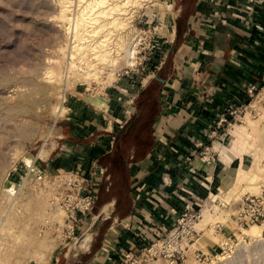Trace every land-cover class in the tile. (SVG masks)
I'll use <instances>...</instances> for the list:
<instances>
[{
    "label": "rangeland",
    "instance_id": "374dc122",
    "mask_svg": "<svg viewBox=\"0 0 264 264\" xmlns=\"http://www.w3.org/2000/svg\"><path fill=\"white\" fill-rule=\"evenodd\" d=\"M64 1H69L66 16L62 12ZM191 1L124 4L126 0H106L95 8L92 0H0V264H93L89 263L93 248L108 238L115 241L99 254L95 264H103L106 256L113 264H264V208L242 202L251 192L250 184L259 186L252 193H264V78L255 86L253 97L247 94L220 112L228 119L221 129L224 132L239 135L248 130V136L236 142L233 150L234 154L240 152L237 149L246 139L241 152L245 159L242 166H236L238 176L232 186L205 198L209 200L205 213L209 211L212 220L205 222L203 212L197 225V243L188 235L194 228L184 230L179 223L185 225L181 212L189 204L188 193L178 197L184 200L181 207L175 199L176 206L169 208L165 222H147L137 214L113 226L116 213L106 205L112 202V194L126 187L124 166L108 164L96 170L89 160L91 150L83 160L63 158L61 151L57 165L43 162L46 155L42 151H51L57 140L56 121L66 122L73 109L89 110L86 104H98L104 96H110L116 105L125 97L133 105L139 101L134 94L141 79L155 72L171 48L172 29L167 22L189 10ZM248 2L264 6V2ZM116 3V12H102ZM84 8H88L86 13L91 9L87 16L94 18L88 29L106 24L113 16L123 18L124 25L106 24L95 35L86 32L82 40L77 25L84 17ZM97 40H107L106 61L96 57L98 48L88 45ZM133 47L137 57L132 66L125 55ZM91 70L100 73L89 82L85 75ZM49 71L60 79L52 78ZM57 102L65 106L64 113L53 109ZM89 113L88 120L96 114ZM218 121L212 123V131ZM199 147L198 158L218 161L212 144ZM250 173L258 180L249 182ZM168 174H163V184L173 186ZM93 187L98 189V197L91 210L76 212L82 197L92 194ZM12 190L11 200L7 193ZM215 195L224 201H215ZM191 199L202 201L195 196ZM100 212L103 221L97 224L95 215ZM253 213L262 216L259 237L250 234L254 225H242ZM19 234L21 238H15ZM88 235L90 241L84 244ZM124 236L129 237L125 244L122 240L117 243ZM34 252L41 257L36 258Z\"/></svg>",
    "mask_w": 264,
    "mask_h": 264
},
{
    "label": "crops",
    "instance_id": "0c3cea01",
    "mask_svg": "<svg viewBox=\"0 0 264 264\" xmlns=\"http://www.w3.org/2000/svg\"><path fill=\"white\" fill-rule=\"evenodd\" d=\"M173 22L168 55L134 94L139 101L133 105L123 97L116 105L104 96L98 104H86L89 110L73 109L66 122L56 121L57 140L43 160L57 165L61 151L63 158L83 160L91 150L96 170L124 166L126 187L106 205L116 213L113 226L137 214L147 222H165L175 199L180 206L183 194L203 200L232 186L236 166L244 163L246 139L240 152L233 150L248 130L239 135L220 130L216 136L211 125L229 103L245 99L248 88L263 81L264 6L248 0H192ZM87 112L96 114L88 120ZM201 143L215 147L218 161L198 158ZM165 172L173 186L163 184ZM91 193L98 197L96 187ZM101 212L95 215L97 224L103 221ZM114 241L94 247L89 263L95 264ZM112 262L109 256L102 261Z\"/></svg>",
    "mask_w": 264,
    "mask_h": 264
},
{
    "label": "bare ground",
    "instance_id": "6f19581e",
    "mask_svg": "<svg viewBox=\"0 0 264 264\" xmlns=\"http://www.w3.org/2000/svg\"><path fill=\"white\" fill-rule=\"evenodd\" d=\"M138 1H140V0H126V2L124 3V4H127V3H130V2H132V3H138ZM89 2V1H88ZM106 2V0H92V2L90 3L92 6L94 5V7L96 8V6H101L103 3H105ZM89 4V3H88ZM89 4V8H91L92 6ZM113 4V3H112ZM87 7V6H86ZM86 9H88V8H84V10H83V13H82V15L84 16L82 19H80L81 21H80V25H77V26H79V27H81V30H80V33H81V35H83V37H82V40H84L85 39V36H86V32L87 33H91V35H92V33H93V35H95L96 33H98L99 32V30L101 31V29L102 28H104L105 27V25L106 24H111V26H116V27H119V26H122V25H124V21H123V18H121V17H115V16H113V19L112 20H110L109 22L107 21L106 22V24H103V25H99V26H97V27H95V28H93V29H88V24L89 23H94L93 22V17H89V16H87L88 15V13L89 12H91V9H90V11L88 12V13H86ZM67 10H69V1H64L63 2V5H62V12H63V16H66L67 14ZM114 10H119V6H118V3H116V4H114L112 7H110L108 10L107 9H104L102 12L103 13H106V12H108V11H114ZM114 12H116V11H114ZM117 14V13H116ZM106 15V14H105ZM119 15V14H118ZM87 16V17H86ZM72 19H74V18H72ZM108 19V18H107ZM170 19V18H169ZM170 22H167V27L171 30V29H175L174 27H173V25H174V22H173V20H169ZM75 23H76V21H75ZM74 23V25H76ZM92 26V25H91ZM74 27V26H73ZM105 29V28H104ZM110 33V32H109ZM109 33H107L106 34V36L109 34ZM112 33V32H111ZM78 36H79V33H78ZM103 36V35H102ZM107 38V37H106ZM76 39V38H75ZM106 42H107V40H101V41H99V40H97L96 42H94V43H88V45L89 46H91V47H94V48H98L99 49V51L98 52H100V54H99V56L98 55H96V57H100L101 59H103L104 61H106L107 60V56H108V53H109V51H108V49L107 48H105L106 46H107V44H106ZM80 43H81V41H80ZM84 44H85V41L83 42ZM84 48H86V47H84ZM110 49V48H109ZM86 50H87V48H86ZM85 50V51H86ZM92 50V49H91ZM136 49L133 47V49L132 48H129V50H127V52H126V55H125V57H126V62H128V63H132L131 65L133 66L134 64H135V62H134V60H136ZM91 52V51H90ZM94 53V52H93ZM136 56V57H135ZM115 58H113V62L115 61L114 60ZM103 63V62H102ZM49 74H50V76L52 77V78H56L57 77V73H55L54 71H49L48 72ZM100 73V72H99ZM99 73H97V71H95V70H91V71H89L88 73H86V80L87 81H89L92 77L93 78H97V76H98V74ZM57 80L58 79H60V78H56ZM86 81V82H87ZM90 82V81H89ZM88 83V82H87ZM61 98H62V96H61ZM65 99V98H64ZM61 102V101H60ZM59 102V103H60ZM58 103V102H57ZM56 103V104H57ZM54 104L55 106V108L53 107V109L55 110V111H59V113L60 112H62V113H64L65 112V110H66V108H65V106L63 105V104ZM65 103V102H64ZM55 111H53L54 113H56V114H58V112H55ZM61 114V113H60ZM44 149V148H43ZM48 153H49V151L47 150V149H44L43 151H42V154L43 155H48ZM249 173V172H248ZM253 173H250V174H248L247 175V180H249V182H253V181H256V180H258L257 179V177H253V175H252ZM248 182V183H249ZM248 188L250 189V191L252 192V191H254V192H257L258 191V189H259V186H258V184H257V186L256 185H254V184H250V185H248ZM256 188V189H255ZM14 190H12V192H8L7 193V195H8V198L9 199H11L12 200V198H11V196H13V194H14V192H13ZM261 192V191H260ZM16 194V193H15ZM242 193H240V195H241ZM10 196V197H9ZM13 199H15V198H13ZM16 200V199H15ZM209 220H212V214L209 212V211H207L206 213H205V218H204V221L205 222H207V221H209ZM199 225V224H198ZM250 234L252 235V236H255V237H259V236H261L262 235V227H260L259 225H254V226H252V229H251V231H250ZM15 238H17V239H19V238H21V234H19V235H16L15 236ZM90 235H88L86 238H85V240H84V244H87L89 241H90ZM43 254V253H42ZM34 255H36V258L38 257V258H40L41 257V255L39 254V253H35L34 252ZM43 255H45V254H43ZM35 259V258H34Z\"/></svg>",
    "mask_w": 264,
    "mask_h": 264
},
{
    "label": "built area",
    "instance_id": "2783aa9c",
    "mask_svg": "<svg viewBox=\"0 0 264 264\" xmlns=\"http://www.w3.org/2000/svg\"><path fill=\"white\" fill-rule=\"evenodd\" d=\"M250 2L260 5V4H263L264 0H250ZM166 57H167L166 54L161 57V60L156 67V70L160 67V65L163 64ZM144 80H145V78L141 79L140 83L144 84ZM254 88H256L255 85L249 87L247 90V94L250 97H253V95H254ZM231 108H232V105L227 110V112H230ZM227 123H228V119L226 117V113H224L220 116L219 121L215 126V131H213V132L215 134H217L218 131L221 130L223 126H225L224 124H227ZM201 144L199 146H201ZM209 149H210V147H206V150H209ZM215 157H216V153H215ZM209 161H211V160H209ZM212 161H214V159ZM215 161H216V158H215ZM76 177L78 178V176H76ZM94 200H95V196L93 194H86L84 197H82L81 204H79L77 206L76 212H81V214H84V213H86V211L91 210V206H92ZM218 200L220 202L224 201L223 199L218 197V195H215V201H218ZM208 201H209L208 199H203L201 202L197 201V200L189 199V202H188L189 204H187L181 212V220H182V222H185V225H182V223L180 221H179V223L181 226H183L184 230L187 227H191V226L194 228L193 230H191L188 233V235H190V241L193 240L195 243H197L198 240L200 239V238H198L200 231L197 229V225H198L199 221H201L202 217L204 216L203 212L205 213L206 208L209 207ZM242 202L245 205L246 204L250 205V206L253 205V207L262 205V207L264 208V193L255 194V193L250 192V193H248V195L245 198L242 199ZM261 217L262 216L259 213H253L250 218L246 219L242 223V225L244 227H249L251 225L262 224Z\"/></svg>",
    "mask_w": 264,
    "mask_h": 264
}]
</instances>
